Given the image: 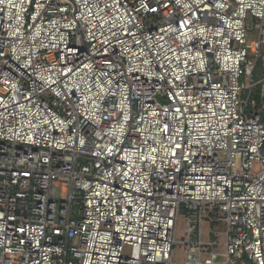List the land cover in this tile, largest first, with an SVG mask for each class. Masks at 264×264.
<instances>
[{
  "label": "built area",
  "instance_id": "obj_1",
  "mask_svg": "<svg viewBox=\"0 0 264 264\" xmlns=\"http://www.w3.org/2000/svg\"><path fill=\"white\" fill-rule=\"evenodd\" d=\"M263 50L264 0H0V264H264Z\"/></svg>",
  "mask_w": 264,
  "mask_h": 264
},
{
  "label": "rangeland",
  "instance_id": "obj_2",
  "mask_svg": "<svg viewBox=\"0 0 264 264\" xmlns=\"http://www.w3.org/2000/svg\"><path fill=\"white\" fill-rule=\"evenodd\" d=\"M255 23H257V22H251L250 24L253 27V25ZM251 32L252 33H251L250 40H256L257 37H258V31L256 29H253V30H251ZM261 54H264V50L262 51ZM250 58L254 59L255 57L251 55ZM262 72L263 71H262L261 63L259 62L256 65V69H255L254 77H253V80H254V82L257 83V85L253 89V96L251 98V102H261L259 94H260V91H261V82L264 81V76L262 75ZM241 83L244 84L245 86H248L250 84V80H249V78L243 76L241 78ZM247 94H248V91L244 90L243 94H242V98L246 99L247 98ZM259 108H260V104H259ZM211 225L212 224L210 222H207V223H205V225L203 227V229H204L203 239L205 240V242L211 240V237H213V233L212 232L214 231L213 230L214 226H211ZM184 228H185V223L183 221H179L178 224H177L178 232L176 234V238H177V240H179L181 242L185 241V234L183 232ZM217 240L220 242V244L218 246H216L214 248V250L218 251L219 253H221V252H223V244L221 243L222 242L221 241L222 238L221 239L218 238ZM182 249H184V245L182 243H179L177 245V251L173 255V260L175 262H185V255L183 254ZM129 253H130V250L127 251V254H129ZM240 264H249V263L242 262Z\"/></svg>",
  "mask_w": 264,
  "mask_h": 264
}]
</instances>
